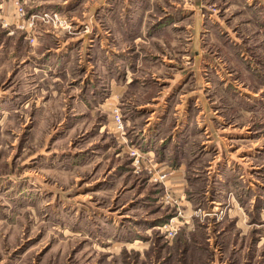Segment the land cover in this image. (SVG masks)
I'll use <instances>...</instances> for the list:
<instances>
[{"label": "rangeland", "instance_id": "obj_1", "mask_svg": "<svg viewBox=\"0 0 264 264\" xmlns=\"http://www.w3.org/2000/svg\"><path fill=\"white\" fill-rule=\"evenodd\" d=\"M191 105L223 144L197 130L169 157L188 196L242 161L223 179L251 184L258 213L264 0H0V264H264L260 223L238 234L228 205H188L156 173Z\"/></svg>", "mask_w": 264, "mask_h": 264}, {"label": "crops", "instance_id": "obj_2", "mask_svg": "<svg viewBox=\"0 0 264 264\" xmlns=\"http://www.w3.org/2000/svg\"><path fill=\"white\" fill-rule=\"evenodd\" d=\"M199 27V25H198ZM196 27V29L198 28ZM166 38L170 40L173 36L170 33H166ZM196 38V37H195ZM151 40L154 41V39L151 36ZM169 52V50H168ZM198 57L204 58V52H198ZM169 62V60H168ZM227 82V81H225ZM167 108V107H166ZM194 108L197 109L198 111L195 112ZM176 110V112L173 114V116L176 118L178 115H180L179 112L181 110L178 109L177 107H174L173 110ZM174 110V111H175ZM183 114L187 117H190V120L185 123L184 120L175 121L173 124V127L170 132V142L169 146L167 148L165 157L167 161L163 162L161 160H155L152 162L154 165V168L156 170V173H161V174H168V177L164 181V186L165 188L169 191V193L175 198H183L186 201L188 205H195L196 203H199V205H202L203 207L205 206H210V205H216L217 207L220 206V210H225L226 206H229V209L227 210V214H225V222L227 223H233L234 224V229L236 232L239 234L240 232L242 234L250 233L251 228L255 225L256 222L260 223L264 227V207L262 205L261 208H259L258 213H257V200L255 197V189L254 187L251 186V184H240V183H234V182H226L223 179V175L227 177H232L235 173L238 175L242 174V177H246V168L244 167L245 164L249 163H241L238 162V164L232 165L230 160L228 159L227 161H224L223 164V171L220 170L221 174L218 175V180L221 183H218V185H214L210 180L207 178V187L204 188L206 191L205 196H198V197H193V196H188L187 192L190 190L188 178L186 176V169H184V165L180 164L178 162L172 163L174 158H180L181 152L179 151V147L185 148L188 146V141L190 140V132H195L198 130L200 132V138H203L204 140L207 139V141H203L202 145L205 147L206 145H215V142L218 144H223L222 138H219L217 136V133L219 132V129H216L215 125H211L210 123H207L205 120L198 121L197 118H209L211 115H215L214 112H209L208 107H204V105H191V107H185L183 108ZM171 113L168 112V118H171ZM190 115V116H189ZM213 116L210 117L212 119ZM174 120V118L172 119ZM195 120V121H194ZM147 125L150 124L151 119L147 120ZM183 124L184 125V130L180 131L179 125ZM157 127H155L156 129ZM154 129V130H155ZM158 129V128H157ZM224 131V130H223ZM233 139V138H230ZM183 145V146H182ZM226 147V145H224ZM219 149V148H217ZM241 150H237V152H231L229 153L231 156L235 157V153L240 152ZM218 153L220 154L221 151L217 152L215 155V159L218 158ZM150 156H153L154 154L152 152L147 153ZM177 154V155H175ZM169 157L172 158V161L169 159ZM227 157V156H226ZM245 156L241 157L242 160H244ZM208 158V155L206 159ZM213 158V159H214ZM241 158H239L241 160ZM244 158V159H243ZM238 159V158H237ZM238 159V160H239ZM214 160L209 162V167L207 170L209 171L208 174L212 175L213 174V169H214ZM153 167V166H152ZM218 172V173H220ZM217 173V172H216ZM213 176V175H212ZM211 176V177H212ZM188 190V191H187ZM251 190V193H250ZM232 194L231 196H228ZM261 200H264L261 198ZM264 203V202H263ZM211 207V206H210ZM219 210V211H220ZM258 216V218H257ZM217 214L213 216L212 218H216ZM252 222V223H251Z\"/></svg>", "mask_w": 264, "mask_h": 264}, {"label": "built area", "instance_id": "obj_3", "mask_svg": "<svg viewBox=\"0 0 264 264\" xmlns=\"http://www.w3.org/2000/svg\"><path fill=\"white\" fill-rule=\"evenodd\" d=\"M18 12H19V15H20V16L25 15L24 12H23V10H22L21 8L18 9ZM31 27H32L31 24L28 25V28H31ZM165 178H166V176H164V175L161 176V177H160V176L158 177V179H159V180H162V181L165 180ZM170 199H171V198L169 197V195H166L165 198H164V202H165V203H169ZM167 233H168V236H169V237H174V236L177 234L175 229H172V230L169 229V230L167 231Z\"/></svg>", "mask_w": 264, "mask_h": 264}]
</instances>
